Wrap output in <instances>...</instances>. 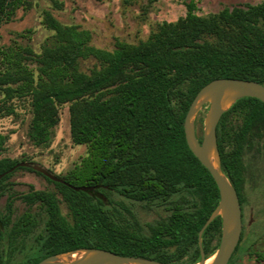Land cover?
Masks as SVG:
<instances>
[{
    "label": "trees",
    "instance_id": "trees-1",
    "mask_svg": "<svg viewBox=\"0 0 264 264\" xmlns=\"http://www.w3.org/2000/svg\"><path fill=\"white\" fill-rule=\"evenodd\" d=\"M30 4L0 0V25ZM196 7L191 0L185 16L159 23L138 43L117 41L112 50L93 45L90 30L65 24L51 11H45L44 23L53 33L41 52L29 44L0 46V88L8 98L32 97L33 142H47L59 121V104L70 102L72 138L88 146L78 163L58 175L62 182L2 156L6 136L0 132V174L5 173L0 194L8 190L4 182L17 168L37 171L57 188L25 193L21 198L29 207L39 204L42 210H26L17 219L13 199L6 201L0 209V264H37L79 247L164 262L200 260L199 231L220 192L190 149L184 120L198 91L215 78L264 84V0L206 15ZM89 57L99 64L87 72L80 61ZM217 139L222 168L243 208L245 153L264 139V102L252 96L237 99L223 114ZM67 182L93 189L77 190ZM57 192L68 215L62 213ZM132 202L164 206L168 212L142 223ZM221 232L217 216L203 232L207 256L217 249ZM243 238L244 232L228 264H234ZM20 240L23 255L15 260Z\"/></svg>",
    "mask_w": 264,
    "mask_h": 264
},
{
    "label": "rangeland",
    "instance_id": "rangeland-1",
    "mask_svg": "<svg viewBox=\"0 0 264 264\" xmlns=\"http://www.w3.org/2000/svg\"><path fill=\"white\" fill-rule=\"evenodd\" d=\"M28 8H19L10 20L0 25V46L14 48L29 44L35 52L42 51L43 44L53 31L44 23L45 11H51L65 24H77L92 33L91 43L97 47L112 50L117 41L138 43L146 39L163 21H175L187 13L191 0H30ZM196 12L206 15L219 12L225 7H245L263 0H195ZM94 57L81 59L80 67L90 71L98 65ZM4 67L0 64V70ZM31 95H16L8 98L0 88V132L6 136L2 156L20 161L32 162L56 175L65 174L88 153L85 143L74 142L71 134V103L59 104V121L51 128L50 138L43 144H36L30 137L33 116ZM207 112L204 107L197 117L199 134L203 131V120ZM233 117V116H232ZM237 118L236 116L233 117ZM239 118L235 119L238 122ZM245 202L243 204L244 238L241 249L235 254L234 264H264V139L249 145L245 153ZM36 170V169H34ZM17 168L4 182L8 187L0 194V209L8 199H13V219L26 210L38 212L39 204L32 207L21 198L33 189L57 191L53 182L37 171ZM62 213L69 209L62 196ZM11 196V197H10ZM120 197V195H117ZM127 200V199H126ZM142 223L154 221L168 211L164 206H147L132 202ZM44 214V213H43ZM45 215V214H44ZM16 249L15 260L21 259V240Z\"/></svg>",
    "mask_w": 264,
    "mask_h": 264
},
{
    "label": "water",
    "instance_id": "water-1",
    "mask_svg": "<svg viewBox=\"0 0 264 264\" xmlns=\"http://www.w3.org/2000/svg\"><path fill=\"white\" fill-rule=\"evenodd\" d=\"M244 96L257 97L264 102V84L253 79L215 78L198 91L185 116L184 129L187 143L201 163L209 169L220 192L217 206L199 231L200 260L191 263L164 262L150 257L123 255L104 248L79 247L50 254L37 264H228L241 239L243 210L237 189L222 168L217 126L223 114L237 99ZM204 107H207V112L204 116L202 140H200L197 117ZM17 166H31L53 180L66 182L58 175L32 162L21 161ZM4 174H0V178ZM67 184L77 190L93 189V186H77L68 182ZM217 216L222 218L220 243L217 249L207 256L203 248V232Z\"/></svg>",
    "mask_w": 264,
    "mask_h": 264
},
{
    "label": "flooded vegetation",
    "instance_id": "flooded-vegetation-1",
    "mask_svg": "<svg viewBox=\"0 0 264 264\" xmlns=\"http://www.w3.org/2000/svg\"><path fill=\"white\" fill-rule=\"evenodd\" d=\"M242 210H243V208H242ZM243 225H244V222H243ZM244 227V226H243ZM242 232H243V230H242ZM241 236H242V234H241ZM240 242V241H239Z\"/></svg>",
    "mask_w": 264,
    "mask_h": 264
}]
</instances>
